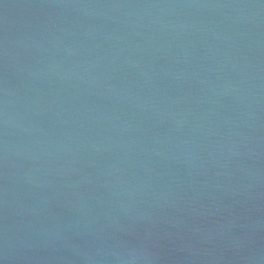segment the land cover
<instances>
[{"label":"water","instance_id":"obj_1","mask_svg":"<svg viewBox=\"0 0 264 264\" xmlns=\"http://www.w3.org/2000/svg\"><path fill=\"white\" fill-rule=\"evenodd\" d=\"M0 264H264V0H0Z\"/></svg>","mask_w":264,"mask_h":264}]
</instances>
